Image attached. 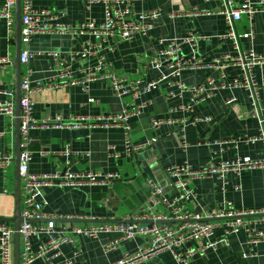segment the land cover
Returning a JSON list of instances; mask_svg holds the SVG:
<instances>
[{
	"label": "crops",
	"instance_id": "0c3cea01",
	"mask_svg": "<svg viewBox=\"0 0 264 264\" xmlns=\"http://www.w3.org/2000/svg\"><path fill=\"white\" fill-rule=\"evenodd\" d=\"M241 4L245 0H235ZM258 2L259 0H252ZM5 0H0L2 5ZM133 11L151 13L158 11L157 18H149L152 25L148 34H136L132 40L110 38L107 44L114 45L108 58L112 68L121 75L147 80L159 79L162 73L169 74L166 67H154L150 59L166 48L173 39H182L191 34L206 36L198 43L197 53L206 62L225 52H233L229 40L220 39L226 31V21L217 11V0H124ZM38 10H49L60 16L61 22L76 25L87 21L102 22L103 4H88L86 0H34ZM240 33L252 30L253 38L242 40L245 49L264 53V10H258L252 17L243 15L237 23ZM16 17L14 32L10 33L7 20L0 18V101H14L15 117L0 114V153L14 154L16 133L17 87L21 91L22 75L25 66L21 64L20 84L17 81L16 62ZM96 39L90 34L43 33L32 37L28 48L35 53L29 62L32 79L47 81L52 77L51 51H73L80 49L87 41ZM22 43V49L24 48ZM27 46V45H26ZM183 54L192 52L189 45L183 46ZM96 58L80 60L72 66L78 71L82 66L95 64ZM261 83V104L264 110V75L259 71ZM230 76L239 73L237 67H229ZM177 80L186 85H198L215 80L220 83V73L212 67L184 69L175 79L161 81L158 88L144 92L138 99L131 96L119 97L104 81L90 83L85 91L80 85L60 87L33 93V117L37 120H55L62 116L68 122L81 115L98 116L120 111L127 103L145 102L144 112L130 120L132 142L147 143L158 137L152 145L128 155L125 151V133L121 127L103 125H83L78 128L48 127L33 128L30 131L32 161L30 170L34 173H62L71 161L70 170L83 172L100 171L102 174L118 173L120 178L110 183H84L68 187H41L39 200L45 202L44 210L59 215H72L78 218H56V235L59 231L71 229L78 223L95 220H126L139 213L150 195L148 179L158 182L167 197L179 193L174 185L175 178L167 176L166 170L172 165L189 162L194 167L220 164L250 156L254 159L264 155L261 142L233 143L240 136L258 134L259 121L251 115L252 106L248 94L243 89L217 88L213 96L194 104L187 111L181 106L192 103V93L168 97L170 91L178 92L172 85ZM235 98L231 103L227 100ZM173 109V110H172ZM209 117L210 120L205 121ZM153 118L171 119L173 122L153 127ZM185 122V124H184ZM185 135L188 147L183 146ZM215 142H221L216 144ZM75 152L72 155L66 150ZM241 187L238 189L237 186ZM15 165L7 172L0 169V216L13 217L15 213ZM192 197L189 206L198 213H215L228 207L237 210L259 209L264 207V168L245 170L241 175L230 172L224 180L218 176L203 178L191 184ZM81 217V218H79ZM2 221V220H0ZM6 222V221H5ZM11 223V222H8ZM13 225V223H11ZM14 226V225H13ZM264 229V223L258 225ZM120 232H101L97 237H79L74 244H64L62 255L54 264H64L66 258L72 264H111L127 255L136 253L148 245L144 236L122 240L119 245L105 251V245L120 238ZM48 234L33 238V248L38 250L42 242L49 240ZM216 247L207 248L194 255L186 264H264V242L248 244L244 229L226 240L224 231L218 228L209 238ZM200 241H191L180 248L184 251L191 246L199 247ZM76 252H80L75 255ZM34 264H47L45 257ZM138 264H181L171 251L160 253Z\"/></svg>",
	"mask_w": 264,
	"mask_h": 264
},
{
	"label": "built area",
	"instance_id": "2783aa9c",
	"mask_svg": "<svg viewBox=\"0 0 264 264\" xmlns=\"http://www.w3.org/2000/svg\"><path fill=\"white\" fill-rule=\"evenodd\" d=\"M218 13L225 17L226 31L220 35V39L229 40L233 52H225L213 60L206 62L197 53L198 43L206 36L191 34L182 39H173L169 45L151 57L150 62L156 68L166 67L169 74L162 73L156 80L142 78H130L118 74L111 66L108 58L109 52L114 50V45L107 44L110 38H120L130 41L136 34H148L152 25L147 22L149 18H157L158 11L140 13L133 11L125 5L124 0H86L88 4H103L104 19L98 23L87 21L76 25L64 24L58 14L49 10H38L34 6V0H21V37L25 45L20 53V62L25 66L21 80V153H20V177H21V218L19 226L20 234V263L34 264L35 260L45 257L47 264L61 257L64 244H74L79 237H97L101 232H120L122 236L105 245V251L115 249L122 240L133 239L136 236H144L149 240L148 245L140 248L136 253L111 264H138L142 261L158 256L165 251L174 253L175 258L181 264H186L194 255L205 251L207 248H215L216 243L209 241L218 228L224 231L227 240L230 235L244 229L248 235V244L257 245L264 242V229L258 225L264 223V207L250 210H237L231 207L215 213H198L189 206L192 197L191 184L193 181L203 178L218 176L224 180L226 175L234 172L237 175L245 170L264 168V155L254 159L250 156L239 157L235 160L223 161L220 164H210L205 167H194L189 162L172 165L167 168V176L174 177V185L179 188V193L173 197H167L164 188L155 180L148 179L147 185L150 195L144 203L141 211L126 220H95L90 223H78L69 230L59 231L56 235V218H78L72 215H55L44 210L45 202L39 200L41 187L60 186L68 187L82 185L84 183H110L120 178L118 173L102 174L100 171L73 172L70 170L71 161H67L66 171L60 173L38 174L30 170L32 161V149L30 131L33 128L68 127L78 128L83 125H103L106 127H121L125 133V151L128 155L152 145L158 137L152 138L147 143L134 144L132 142V126L130 120L141 115L147 103H127L114 113L98 116L81 115L73 117L70 121H64L62 116L55 120H37L33 117L34 101L33 93L47 91L60 87L80 85L85 91L89 90L90 83L104 81L119 97L131 96L138 99L144 92L158 88L161 81L169 77L177 79L184 69H196L212 67L220 73V83L208 80L203 84L186 85L177 80L172 85L177 86L178 92L170 91L168 97L181 96L184 92L192 93V103L181 106L183 109L193 110L194 104L210 99L217 88L243 89L247 92L252 106L251 115L259 121L258 134L255 136H240L232 139L233 143L261 142L264 150V110L261 104V83L258 72L264 75V53L254 49H245L242 40L253 38L254 33L248 30L240 33L237 23L243 15L252 17L258 10H264V0L253 2L245 0L237 4L235 0H217ZM17 0H5L0 5V18L7 20L10 33L14 32L15 8ZM43 33H74L90 34L96 40L87 41L78 50L51 51L52 77L47 81H35L32 79L33 71L28 66L31 57L35 54L29 48L33 36ZM27 45V46H26ZM189 45L192 52L183 54V46ZM96 58V63L82 66L74 71L72 66L80 60ZM1 59L0 62H6ZM229 67H237L239 73L230 76L227 73ZM235 98L227 100L231 103ZM173 110V109H172ZM0 114L15 117L14 101H0ZM210 120L209 117L205 121ZM173 122L171 119L153 118L151 125L159 127L165 123ZM185 124V122H184ZM183 146L189 145L183 135ZM219 144L221 142H215ZM72 155L75 152L66 150ZM14 154L0 153V169L7 172L13 167ZM241 186L238 185L239 189ZM81 218V217H79ZM41 234H48L49 240L42 242L39 249L33 248V238ZM15 228L11 223L0 221V264H15ZM191 241H200L199 247L191 246L181 251L180 248ZM80 252H76L78 255ZM64 264H72L71 258H66Z\"/></svg>",
	"mask_w": 264,
	"mask_h": 264
},
{
	"label": "water",
	"instance_id": "95a60500",
	"mask_svg": "<svg viewBox=\"0 0 264 264\" xmlns=\"http://www.w3.org/2000/svg\"><path fill=\"white\" fill-rule=\"evenodd\" d=\"M15 14H16V62L15 66L17 69V81L18 85L20 84V70H21V62H20V53L22 51V37H21V28H22V20H21V0H17L16 2V8H15ZM17 96H16V133H15V187H14V193H15V213L13 217H1L0 220L11 222L14 225L15 228V235H14V241H15V264H21L20 262V234H19V226L22 222L21 218V177H20V153H21V106H20V98H21V91L20 88L17 87Z\"/></svg>",
	"mask_w": 264,
	"mask_h": 264
}]
</instances>
